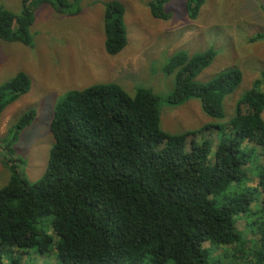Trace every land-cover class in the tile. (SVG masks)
Here are the masks:
<instances>
[{
  "label": "trees",
  "instance_id": "trees-1",
  "mask_svg": "<svg viewBox=\"0 0 264 264\" xmlns=\"http://www.w3.org/2000/svg\"><path fill=\"white\" fill-rule=\"evenodd\" d=\"M169 1L149 3L153 18H169ZM72 2L80 0H21L19 15L0 9V39L29 46L37 8L64 12ZM202 4L185 0L190 19ZM122 17L119 2L106 4L107 55L125 46ZM213 58L211 50L172 58L167 103L196 98L205 114L222 119L223 99L241 74L230 69L196 82ZM29 87L23 73L1 85L0 115ZM263 114L264 73L238 100L233 118L207 125L215 135L201 141L164 133L148 89L129 96L116 84H99L67 94L54 107L53 145L37 181L25 180L19 159L3 157L10 177L0 188V264H22L11 249L42 257L50 248L56 264H264ZM34 116L29 110L9 127L8 147Z\"/></svg>",
  "mask_w": 264,
  "mask_h": 264
},
{
  "label": "rangeland",
  "instance_id": "rangeland-1",
  "mask_svg": "<svg viewBox=\"0 0 264 264\" xmlns=\"http://www.w3.org/2000/svg\"><path fill=\"white\" fill-rule=\"evenodd\" d=\"M112 1L123 7L126 43L117 54L107 55L103 13ZM152 1L80 0L70 3L64 12L44 4L34 12L29 46L0 39V86L20 73L30 81L28 92L0 115V188L10 177L5 155L20 160V165L16 164L27 182L42 176L53 145L49 125L54 107L71 92L99 84H116L129 96L148 89L157 98L160 129L170 136L188 132V142L213 137L214 132L203 128L227 124L233 118L238 100L264 73V37L254 40L264 35V0H203L195 19L189 18L185 0H171L163 6L169 14L165 20L153 18ZM21 8V0H0V9L14 15H19ZM207 50L214 53L213 61L197 74L196 82L206 83L230 69L241 74L240 83L223 99L222 119L205 114L196 98L180 106L167 103L176 76V70H167L171 59L181 52L192 56ZM29 110L35 113L33 121L8 147L7 130ZM194 132L196 135L191 134ZM11 251L22 264L29 258L34 264L57 263L51 248L42 257Z\"/></svg>",
  "mask_w": 264,
  "mask_h": 264
}]
</instances>
